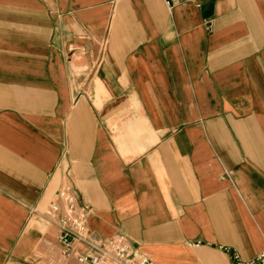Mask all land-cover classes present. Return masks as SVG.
Masks as SVG:
<instances>
[{"label": "crops", "instance_id": "crops-1", "mask_svg": "<svg viewBox=\"0 0 264 264\" xmlns=\"http://www.w3.org/2000/svg\"><path fill=\"white\" fill-rule=\"evenodd\" d=\"M62 187L156 264L262 252L264 0H0V264H80Z\"/></svg>", "mask_w": 264, "mask_h": 264}, {"label": "built area", "instance_id": "built-area-1", "mask_svg": "<svg viewBox=\"0 0 264 264\" xmlns=\"http://www.w3.org/2000/svg\"><path fill=\"white\" fill-rule=\"evenodd\" d=\"M171 7L176 3L191 1L200 5L204 0H163ZM40 219L57 230L58 250L64 259L75 256L80 264H156L139 248L134 247L125 234L101 238L88 226L92 208L79 205L68 187L60 188ZM231 264H264V250L250 260H244L239 252L229 247Z\"/></svg>", "mask_w": 264, "mask_h": 264}]
</instances>
